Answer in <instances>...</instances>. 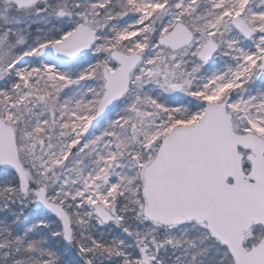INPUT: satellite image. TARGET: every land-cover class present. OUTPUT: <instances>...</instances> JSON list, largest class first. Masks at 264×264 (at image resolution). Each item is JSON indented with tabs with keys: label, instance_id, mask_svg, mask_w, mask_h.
<instances>
[{
	"label": "snow or ice",
	"instance_id": "6c2138e0",
	"mask_svg": "<svg viewBox=\"0 0 264 264\" xmlns=\"http://www.w3.org/2000/svg\"><path fill=\"white\" fill-rule=\"evenodd\" d=\"M0 264H264V0H0Z\"/></svg>",
	"mask_w": 264,
	"mask_h": 264
}]
</instances>
